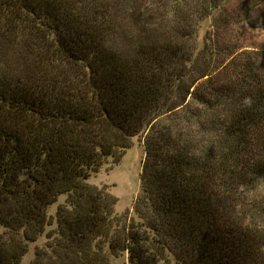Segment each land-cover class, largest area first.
Instances as JSON below:
<instances>
[{
  "label": "trees",
  "instance_id": "obj_1",
  "mask_svg": "<svg viewBox=\"0 0 264 264\" xmlns=\"http://www.w3.org/2000/svg\"><path fill=\"white\" fill-rule=\"evenodd\" d=\"M222 5L0 0V264H264V66L198 64ZM137 139L119 215L89 179Z\"/></svg>",
  "mask_w": 264,
  "mask_h": 264
},
{
  "label": "rangeland",
  "instance_id": "obj_2",
  "mask_svg": "<svg viewBox=\"0 0 264 264\" xmlns=\"http://www.w3.org/2000/svg\"><path fill=\"white\" fill-rule=\"evenodd\" d=\"M222 1V7L204 24L203 34L198 41V47L202 50L198 64H210L218 72L226 65H239L245 54L254 53L258 63L264 66V0ZM207 31L210 39L204 46L201 40ZM143 159L142 140H134L118 164L108 162L89 179L92 186L108 188L110 195L116 199V214L121 215L132 209L139 192ZM64 200L62 197L60 203ZM56 207L50 208L52 214Z\"/></svg>",
  "mask_w": 264,
  "mask_h": 264
}]
</instances>
